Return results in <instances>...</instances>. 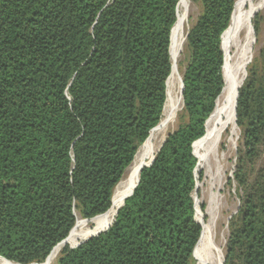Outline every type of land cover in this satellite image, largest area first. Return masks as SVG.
I'll list each match as a JSON object with an SVG mask.
<instances>
[{
	"label": "trees",
	"instance_id": "trees-1",
	"mask_svg": "<svg viewBox=\"0 0 264 264\" xmlns=\"http://www.w3.org/2000/svg\"><path fill=\"white\" fill-rule=\"evenodd\" d=\"M181 1L0 0V261L41 264L77 217L88 224L111 209L166 115ZM235 1L190 0L199 14L178 66V126L146 160L112 226L66 244L56 264L197 263L203 225L193 193ZM245 77L234 110L240 206L224 264H264V165L249 179L264 146V48Z\"/></svg>",
	"mask_w": 264,
	"mask_h": 264
},
{
	"label": "bare ground",
	"instance_id": "bare-ground-1",
	"mask_svg": "<svg viewBox=\"0 0 264 264\" xmlns=\"http://www.w3.org/2000/svg\"><path fill=\"white\" fill-rule=\"evenodd\" d=\"M183 5L184 0L181 1V20L177 24L172 36L173 42L170 56L172 73L169 77V87L166 96L167 105L165 118L162 119L152 136L146 140L141 149L134 156L133 163L126 170L125 175L120 180V184L114 191L111 200V209L105 215L92 222L93 224L91 227L81 224L80 219L77 218L75 228L71 234L63 243L55 247L43 264H54L62 248L66 244L72 245L81 238L83 239L94 235L95 232H100L112 226L118 209L123 205V201L127 194L131 192L130 190L134 186L135 181L137 183L138 175L146 163V160L152 156L156 148L165 141L166 136L170 133L169 131L174 128L177 121L176 114L181 111L183 105L180 97V84L182 79L181 75L178 74V63L180 61L179 53L183 51L186 44L185 30L187 25V14ZM261 11H264V0H255L246 8L240 4L239 0H236L230 25L221 44L225 57L222 69L224 88L218 96L214 111L209 116L210 121L206 130L207 140L204 145L203 162L201 164L205 172V181L201 189L200 200L206 201L208 209L206 211V222L202 224L203 232L200 239L197 264H224L223 253L224 245L226 244V230L220 231L221 233L219 232L218 236L215 230L218 222L223 218V212L230 211V209L227 207L224 201V195L222 194L225 185L224 170L216 159V147L222 133L227 129L232 130L234 126L237 90L244 81L245 69H247L246 66L250 60L248 49L252 37L249 34V23L252 15ZM219 156L220 155H218V157ZM198 206L199 203L197 205V210ZM228 219L229 216L227 217V220ZM0 264L13 263L0 262Z\"/></svg>",
	"mask_w": 264,
	"mask_h": 264
},
{
	"label": "rangeland",
	"instance_id": "rangeland-1",
	"mask_svg": "<svg viewBox=\"0 0 264 264\" xmlns=\"http://www.w3.org/2000/svg\"><path fill=\"white\" fill-rule=\"evenodd\" d=\"M254 1L255 0H239L240 4L243 7H245V8L248 5H250L252 2H254ZM183 7H184L185 12L187 14V16H186V18H187V25H186V30H185V36H186V33H187L188 29L190 28L192 22H194L198 18L197 16L199 14V7L196 4L190 2V0H184ZM254 15H255V17H254L253 22H252V24H253L252 33H250L251 30H250V23H249V34L252 37V41H251V44H250L249 49H248V54H249L248 56L250 57V60H249L248 64L250 62H252L253 58L257 57L258 56V53L260 52V50L262 48H264V11H261L259 13H255V14L252 15V17ZM251 20H252V18H251ZM251 20H250V22H251ZM255 21L258 24V34L256 36H255V30H254V23H255ZM251 46H253L252 47V51H251ZM182 52L183 51H181L179 53V59H180V61H183L184 60L183 55H182L183 54ZM248 64H247V66H248ZM178 66H179V63H178ZM247 66H246V68H247ZM178 74H180L179 67H178ZM245 75H246V69H245ZM176 119H177V114H176ZM177 126H178V122L176 121V123L174 125V128L171 129L169 132L173 131ZM239 137H240L239 128H237V126H235V122H234V126H233L232 130L231 129H227V130H225L222 133V135L220 136V140H219V142L217 144V147H216V152H217L216 153V155H217L216 156V159L218 160V163L220 164L221 168L224 170L225 185H224V188L222 190L223 192L222 191L221 192L224 195V201L226 202L227 207H229L230 211H224L223 212V218L218 222V225H217V228L215 230V233L218 236L219 235V232L220 231L222 232L225 229L226 230L225 240H226V238L228 236V228L227 227H228V223L230 221V218L233 217L237 213V210H238V208L240 206V200L238 199L237 185H236V183L234 182V179H233V174H234V171H235V165H236V160H237L236 159V149H237V146H238V142L240 140ZM218 155H220V156L218 157ZM150 158L151 157H149L147 160H149ZM262 165H264V146L261 148V151H260V159H258L256 161V163L253 164V166L251 168L252 173L249 176V179L251 181L254 180L253 178H254L255 171L257 169H259L260 167H262ZM126 170H125L123 176L125 175ZM199 172L202 173V178L200 180L198 179V173ZM123 176H122V178H123ZM196 177H197L196 178L197 183L199 185H198V189L196 191H194L193 197H194L195 200H198V203L200 205V207H199V209L197 211V221H199L201 224H203V222L205 223L206 222V219H207L206 211L208 209V206H207L206 201H201L200 200V197H201V189H202L203 183L205 181V172H204V170H203L202 167H201V169L197 170ZM229 180L231 181V185L228 184ZM201 206H205L204 211H201ZM228 216H229V219L227 220V217ZM77 218H79V217H77ZM95 220H93L91 222H89L88 220H85V221H88L89 222L88 224L82 223L81 221L80 222H81V224H83L85 226L91 227L92 224H93L92 222H94ZM106 229H104V230H106ZM104 230H102V231H104ZM90 234H94V233H90ZM90 234H88V235H90ZM88 235H86V236H88ZM92 237H95V236H92ZM89 238H91V237H89ZM89 238H87V239H89ZM226 243H227V240H226ZM224 246H226V244ZM224 249H225V247H224ZM197 255H198V252H197ZM195 259L197 261V256H196ZM0 262H2V261H0ZM43 263H41V264H43ZM54 264H56V261H55Z\"/></svg>",
	"mask_w": 264,
	"mask_h": 264
},
{
	"label": "water",
	"instance_id": "water-1",
	"mask_svg": "<svg viewBox=\"0 0 264 264\" xmlns=\"http://www.w3.org/2000/svg\"><path fill=\"white\" fill-rule=\"evenodd\" d=\"M181 85H182V80H181ZM236 97H237V95H236ZM152 160H153V158H152ZM152 160H151V161H152ZM152 162H153V161H152ZM152 162H151V163H152ZM151 163H150V164H151ZM150 164H149V165H150ZM149 165H146V166H144V167H147V166H149ZM140 171H141V170H140ZM137 182H138V181H137ZM136 185H137V184H136ZM195 191H196V188H195ZM126 198H127V197H126ZM197 222H198V221H197ZM198 223H199V222H198ZM199 224H200V223H199ZM97 235H98V234H97ZM95 236H96V235H95ZM91 238H92V237H91ZM64 240H65V239H64ZM64 240L61 241L60 243H63ZM87 240H88V239H87ZM85 241H86V240H85ZM85 241H83V242H85ZM83 242H81V243H83ZM60 243H58L56 246H58ZM81 243H78L77 246L81 245ZM56 246H55V247H56ZM54 249H55V248H54ZM54 249H53V250H54ZM53 250H52V251H53ZM51 253H52V252H51ZM51 253H50V254H51ZM48 257H49V256H48ZM48 257H47V258H48ZM0 258H1V257H0ZM47 258H46V259H47ZM2 259H3V258H2ZM4 260H5V259H4Z\"/></svg>",
	"mask_w": 264,
	"mask_h": 264
}]
</instances>
